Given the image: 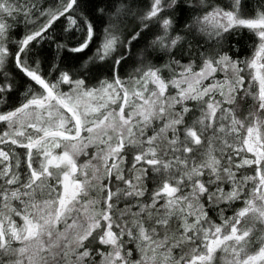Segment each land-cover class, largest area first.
I'll use <instances>...</instances> for the list:
<instances>
[{"label": "snow or ice", "instance_id": "6c2138e0", "mask_svg": "<svg viewBox=\"0 0 264 264\" xmlns=\"http://www.w3.org/2000/svg\"><path fill=\"white\" fill-rule=\"evenodd\" d=\"M0 264H264V0H0Z\"/></svg>", "mask_w": 264, "mask_h": 264}]
</instances>
